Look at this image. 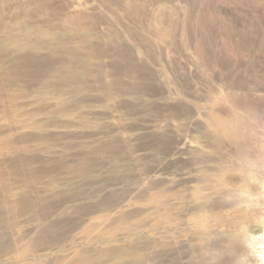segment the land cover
Returning a JSON list of instances; mask_svg holds the SVG:
<instances>
[{
	"label": "rangeland",
	"instance_id": "rangeland-1",
	"mask_svg": "<svg viewBox=\"0 0 264 264\" xmlns=\"http://www.w3.org/2000/svg\"><path fill=\"white\" fill-rule=\"evenodd\" d=\"M0 264H264V0H0Z\"/></svg>",
	"mask_w": 264,
	"mask_h": 264
}]
</instances>
